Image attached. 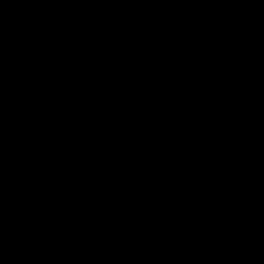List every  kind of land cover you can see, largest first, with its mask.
<instances>
[{
	"label": "trees",
	"instance_id": "trees-1",
	"mask_svg": "<svg viewBox=\"0 0 264 264\" xmlns=\"http://www.w3.org/2000/svg\"><path fill=\"white\" fill-rule=\"evenodd\" d=\"M0 264H264V0H0Z\"/></svg>",
	"mask_w": 264,
	"mask_h": 264
},
{
	"label": "rangeland",
	"instance_id": "rangeland-1",
	"mask_svg": "<svg viewBox=\"0 0 264 264\" xmlns=\"http://www.w3.org/2000/svg\"><path fill=\"white\" fill-rule=\"evenodd\" d=\"M2 104H4L3 102H2ZM3 106V105H2Z\"/></svg>",
	"mask_w": 264,
	"mask_h": 264
}]
</instances>
